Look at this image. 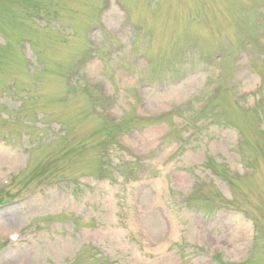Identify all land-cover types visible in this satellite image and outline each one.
I'll return each mask as SVG.
<instances>
[{
	"label": "rangeland",
	"instance_id": "1",
	"mask_svg": "<svg viewBox=\"0 0 264 264\" xmlns=\"http://www.w3.org/2000/svg\"><path fill=\"white\" fill-rule=\"evenodd\" d=\"M0 264H264V0H0Z\"/></svg>",
	"mask_w": 264,
	"mask_h": 264
}]
</instances>
